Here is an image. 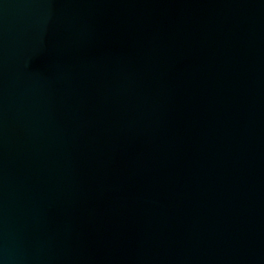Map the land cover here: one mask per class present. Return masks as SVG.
<instances>
[{"label":"water","instance_id":"95a60500","mask_svg":"<svg viewBox=\"0 0 264 264\" xmlns=\"http://www.w3.org/2000/svg\"><path fill=\"white\" fill-rule=\"evenodd\" d=\"M0 264H264V0H0Z\"/></svg>","mask_w":264,"mask_h":264}]
</instances>
